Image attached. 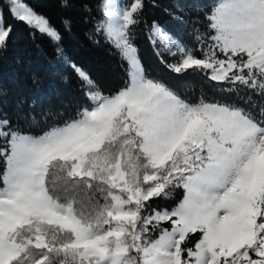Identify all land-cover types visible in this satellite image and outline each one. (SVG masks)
Listing matches in <instances>:
<instances>
[{"label": "snow or ice", "instance_id": "1", "mask_svg": "<svg viewBox=\"0 0 264 264\" xmlns=\"http://www.w3.org/2000/svg\"><path fill=\"white\" fill-rule=\"evenodd\" d=\"M147 2L110 0L99 17L84 3L127 65L119 88L71 63L84 104L24 123L0 111V264H264V0H213L189 39L149 24ZM9 17L63 39L31 4L0 0V52ZM141 26L176 82L145 66Z\"/></svg>", "mask_w": 264, "mask_h": 264}, {"label": "trees", "instance_id": "2", "mask_svg": "<svg viewBox=\"0 0 264 264\" xmlns=\"http://www.w3.org/2000/svg\"><path fill=\"white\" fill-rule=\"evenodd\" d=\"M24 2L50 18L63 39L59 45L39 33L33 39L26 25L9 17L16 26L7 50L0 52V111L14 122L24 123V118L30 114L39 117L46 111L71 112L84 104L86 99L81 81L72 71L71 63L84 66L106 89L121 86L126 78L127 65L102 37L94 33L89 13L83 11L84 3H88L93 9L91 16L99 17L107 0H83L69 8L61 7L59 0ZM212 3L213 0H148L145 17L149 24L155 20L174 36L189 39L193 22L202 20ZM65 19L70 21V30H65ZM96 40L100 42L96 43ZM137 44L148 69L172 82L179 79L158 60L144 26L139 30ZM58 47L63 49L59 54L56 51ZM189 79L198 82L200 78ZM180 196L182 193L177 194V199ZM157 203L171 205L173 201Z\"/></svg>", "mask_w": 264, "mask_h": 264}, {"label": "rangeland", "instance_id": "3", "mask_svg": "<svg viewBox=\"0 0 264 264\" xmlns=\"http://www.w3.org/2000/svg\"><path fill=\"white\" fill-rule=\"evenodd\" d=\"M110 2V0H107V4Z\"/></svg>", "mask_w": 264, "mask_h": 264}]
</instances>
